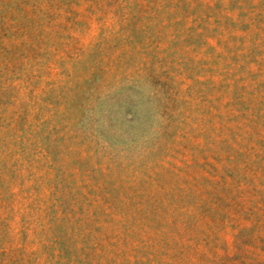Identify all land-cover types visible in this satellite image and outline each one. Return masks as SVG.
<instances>
[{
	"label": "rangeland",
	"instance_id": "1",
	"mask_svg": "<svg viewBox=\"0 0 264 264\" xmlns=\"http://www.w3.org/2000/svg\"><path fill=\"white\" fill-rule=\"evenodd\" d=\"M0 264H264V0H0Z\"/></svg>",
	"mask_w": 264,
	"mask_h": 264
}]
</instances>
